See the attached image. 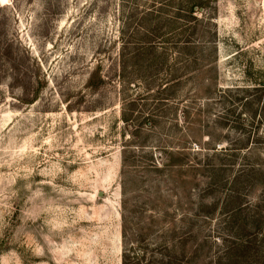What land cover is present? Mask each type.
Segmentation results:
<instances>
[{"label": "rangeland", "instance_id": "1", "mask_svg": "<svg viewBox=\"0 0 264 264\" xmlns=\"http://www.w3.org/2000/svg\"><path fill=\"white\" fill-rule=\"evenodd\" d=\"M0 264H264V0H0Z\"/></svg>", "mask_w": 264, "mask_h": 264}, {"label": "trees", "instance_id": "2", "mask_svg": "<svg viewBox=\"0 0 264 264\" xmlns=\"http://www.w3.org/2000/svg\"><path fill=\"white\" fill-rule=\"evenodd\" d=\"M148 50H149V49H148ZM122 57H123V59L125 58V56H124V55H123ZM133 103H134V102H133ZM123 118H124V121H125V122H129V119H128V118H126V117H125V115L123 116Z\"/></svg>", "mask_w": 264, "mask_h": 264}, {"label": "water", "instance_id": "3", "mask_svg": "<svg viewBox=\"0 0 264 264\" xmlns=\"http://www.w3.org/2000/svg\"><path fill=\"white\" fill-rule=\"evenodd\" d=\"M102 195V194H101Z\"/></svg>", "mask_w": 264, "mask_h": 264}]
</instances>
